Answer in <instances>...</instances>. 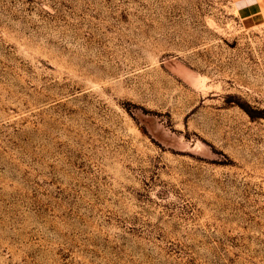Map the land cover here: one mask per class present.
Returning <instances> with one entry per match:
<instances>
[{
    "label": "rangeland",
    "instance_id": "374dc122",
    "mask_svg": "<svg viewBox=\"0 0 264 264\" xmlns=\"http://www.w3.org/2000/svg\"><path fill=\"white\" fill-rule=\"evenodd\" d=\"M0 264H264V0H0Z\"/></svg>",
    "mask_w": 264,
    "mask_h": 264
}]
</instances>
